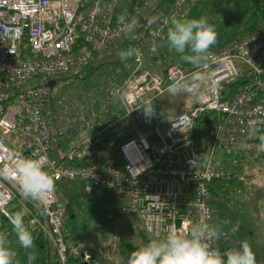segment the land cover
<instances>
[{
    "label": "built area",
    "instance_id": "obj_1",
    "mask_svg": "<svg viewBox=\"0 0 264 264\" xmlns=\"http://www.w3.org/2000/svg\"><path fill=\"white\" fill-rule=\"evenodd\" d=\"M188 1L173 0L151 16L161 0H146L128 13L137 28L146 25L126 75L116 71L65 84V74L82 70L126 37L117 20L121 0H0V167H17L11 155L16 152L38 160L55 187L66 181L111 194L122 201L121 213L140 216L150 240L216 222L210 185L233 178L254 140L250 123L264 122V26L212 52L201 70L213 73L219 87L203 100L189 98L182 113L166 115L158 100L171 82L190 78L196 69L172 65L163 77L153 57ZM240 80L244 84L232 93L229 86ZM50 81L52 88L46 86ZM149 99L156 113L151 118L142 110ZM204 115L210 120L198 125ZM10 139L19 141L17 151L7 145ZM44 207L42 215L20 196L18 183L0 177V216L12 227L10 216L22 212L53 264H103L89 240L66 243L63 206L54 194ZM224 231L209 238V246L222 253L239 248V234Z\"/></svg>",
    "mask_w": 264,
    "mask_h": 264
},
{
    "label": "clouds",
    "instance_id": "obj_2",
    "mask_svg": "<svg viewBox=\"0 0 264 264\" xmlns=\"http://www.w3.org/2000/svg\"><path fill=\"white\" fill-rule=\"evenodd\" d=\"M121 30L129 39H134L137 29V19L129 18L122 13L117 17ZM150 23H155L152 18ZM166 41L168 51L175 53L180 61L190 64L194 71L188 79H178L171 82L167 92L173 96L186 95L189 98L203 100L205 92L215 91L219 80L213 73L201 69L208 65L211 59V49L217 43V33L206 17L173 18L167 30ZM136 49L128 48L119 53L121 61L131 59ZM145 117L151 118L155 113L152 100L144 101L142 108ZM249 136L258 141V148L264 151V122H251ZM13 159L19 161L17 167H0V177L14 181L19 185L20 196L38 206L41 214H46L49 197L56 191L52 175L43 170L38 160L22 157L16 152L11 153ZM193 166L194 160L189 161ZM12 231L19 247L26 253L27 264L36 260L34 237L25 226L23 213L15 212L10 216ZM230 221L209 223L197 222L191 225L186 234L169 232L161 239H153L143 247L132 251L127 264H256V257L247 241H241L239 248L229 249L223 253L213 249L207 243L209 238L219 239L225 234ZM232 234L239 230V222L229 229ZM18 252L11 245L8 235L0 232V264H18Z\"/></svg>",
    "mask_w": 264,
    "mask_h": 264
},
{
    "label": "trees",
    "instance_id": "obj_3",
    "mask_svg": "<svg viewBox=\"0 0 264 264\" xmlns=\"http://www.w3.org/2000/svg\"><path fill=\"white\" fill-rule=\"evenodd\" d=\"M144 1L146 0H121L119 15L125 12L128 14ZM172 1L173 0H161L160 4L151 13V16L165 12ZM202 16L208 19L217 33V43L212 47V53L264 26V0H189L180 19L200 18ZM145 25L146 21L136 29L134 39L125 37L108 52L102 53L113 56L116 55L118 56L117 60L98 65V56L100 54L98 53L88 66L80 70L84 72L85 75H81L80 72L75 75L74 79L87 81L105 66H108L109 68L107 70L111 72L120 71L122 75H126L127 65L132 63V59L121 61L119 53L122 50L133 48L137 44L138 38H140L145 31ZM170 26L171 24L164 30L163 37L158 44V52L153 57L156 63V72L163 77H165L167 69L172 65H178L186 71L194 70L190 64L180 61L175 53L168 51L166 35ZM122 77L123 76L119 75V79L118 76H116V79L121 82ZM61 80L65 81L64 78ZM242 84H244V81L240 80L230 85L229 90L232 93L236 92L237 88ZM208 120H210L209 115H204L198 121V125L204 124L208 122ZM242 173L243 166L240 165L235 169L233 178L230 181L224 182L214 180L211 183L210 190L213 195L212 204L216 211V215L220 214L219 219L215 217L216 222L224 219V200H229L232 195L237 196L236 194H238L239 190L243 189V183L240 178ZM54 195L63 206V235L68 245H76L84 238L92 239L96 233L107 231L110 227H113L119 219V212L116 209V204L119 201L118 198L111 194L106 195L100 193L87 187L85 184L60 181L56 184ZM233 225L234 224L230 222L226 229H229ZM127 227L130 229L132 228L131 221H129ZM142 227L133 229L135 240L125 237L118 243L117 250L124 264H127L128 257L132 251L143 247L151 241ZM0 232H4L8 235L12 247L17 250L18 264H27L26 253L19 247L12 227L3 216H0ZM32 234L35 245L34 251L37 257L33 264H45V258H50L51 264H53L54 257L51 256L50 252H44L45 245L33 232ZM139 240L141 243H138L140 242ZM92 253L94 258L100 260L103 264H108L105 257L98 251L93 250Z\"/></svg>",
    "mask_w": 264,
    "mask_h": 264
},
{
    "label": "rangeland",
    "instance_id": "obj_4",
    "mask_svg": "<svg viewBox=\"0 0 264 264\" xmlns=\"http://www.w3.org/2000/svg\"><path fill=\"white\" fill-rule=\"evenodd\" d=\"M98 58V65H101L117 60L118 56L99 54ZM108 68V66L103 67L92 78L96 79L98 76L110 77L113 72L107 70ZM80 72L78 69H73L65 74L62 77L65 80L64 83L68 84L70 81H75V75ZM81 75H85V73L81 72ZM37 82L38 80H35L31 84L34 85ZM58 84H63V82L59 81ZM158 102L157 107L164 114L170 116L182 113L191 104L189 97L186 95L173 97L168 92ZM10 144H12V150L17 151L19 141L13 143L10 139L7 145ZM62 151H64V147L61 148L60 152ZM60 152L58 151V153ZM48 155L50 158L55 156L54 153ZM242 166L243 173L240 178L243 183V189L239 190L238 194H236L237 196L232 195L229 200H224L225 209H223L224 219L222 221H230L234 225L239 222L237 233L243 241H247L250 244L256 257V264H264V151L258 148V142L253 141L249 145ZM120 204H122L121 200L116 204L119 219L113 227H110L107 231L96 233L92 239L84 238L82 240L92 242L93 250L98 251L105 257L108 264H124L117 250L118 243L125 237L135 240L133 229L142 227L140 216L135 213L130 214V216L129 214L121 213L119 211ZM219 218L220 214H217L216 219ZM129 221H131V229L127 227ZM138 243H141V241ZM44 252H50L47 246H45ZM45 264H51L50 258H45Z\"/></svg>",
    "mask_w": 264,
    "mask_h": 264
},
{
    "label": "water",
    "instance_id": "obj_5",
    "mask_svg": "<svg viewBox=\"0 0 264 264\" xmlns=\"http://www.w3.org/2000/svg\"><path fill=\"white\" fill-rule=\"evenodd\" d=\"M54 85H55V81H50V82H48V83L46 84V86H47L48 88H52ZM84 264H86V263H84Z\"/></svg>",
    "mask_w": 264,
    "mask_h": 264
}]
</instances>
